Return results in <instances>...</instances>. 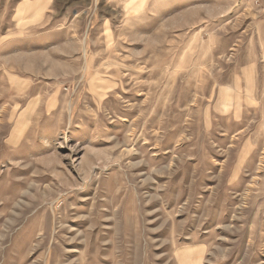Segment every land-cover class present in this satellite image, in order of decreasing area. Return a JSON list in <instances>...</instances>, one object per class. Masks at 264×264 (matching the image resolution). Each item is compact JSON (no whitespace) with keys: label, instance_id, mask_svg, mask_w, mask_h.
<instances>
[{"label":"rangeland","instance_id":"rangeland-1","mask_svg":"<svg viewBox=\"0 0 264 264\" xmlns=\"http://www.w3.org/2000/svg\"><path fill=\"white\" fill-rule=\"evenodd\" d=\"M0 264H264V0H0Z\"/></svg>","mask_w":264,"mask_h":264}]
</instances>
